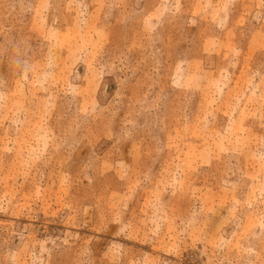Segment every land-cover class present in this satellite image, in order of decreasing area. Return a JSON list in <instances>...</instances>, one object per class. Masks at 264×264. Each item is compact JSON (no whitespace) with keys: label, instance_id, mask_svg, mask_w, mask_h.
<instances>
[{"label":"rangeland","instance_id":"rangeland-1","mask_svg":"<svg viewBox=\"0 0 264 264\" xmlns=\"http://www.w3.org/2000/svg\"><path fill=\"white\" fill-rule=\"evenodd\" d=\"M0 264H264V0H0Z\"/></svg>","mask_w":264,"mask_h":264}]
</instances>
